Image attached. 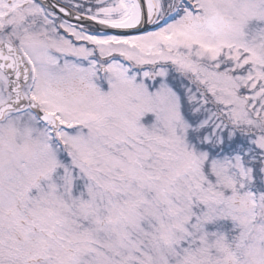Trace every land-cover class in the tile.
Masks as SVG:
<instances>
[{"label": "snow or ice", "instance_id": "snow-or-ice-1", "mask_svg": "<svg viewBox=\"0 0 264 264\" xmlns=\"http://www.w3.org/2000/svg\"><path fill=\"white\" fill-rule=\"evenodd\" d=\"M0 264H264V0H0Z\"/></svg>", "mask_w": 264, "mask_h": 264}]
</instances>
